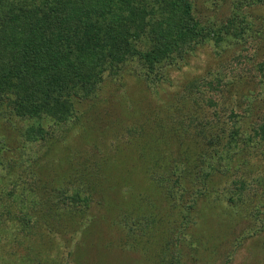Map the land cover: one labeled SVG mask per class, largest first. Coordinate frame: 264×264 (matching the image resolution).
<instances>
[{"label": "trees", "instance_id": "trees-1", "mask_svg": "<svg viewBox=\"0 0 264 264\" xmlns=\"http://www.w3.org/2000/svg\"><path fill=\"white\" fill-rule=\"evenodd\" d=\"M198 1L0 0V118L34 119L30 141L40 142L41 156L50 140L56 147L49 149L59 153L64 133L99 105L109 83L132 73L158 92L170 68L189 64L201 48L236 49L237 62H251L249 74L227 82L222 73L208 79L209 95L185 111L179 108L182 122L160 125L150 144H141V156L148 164L145 176L154 180L168 215L177 216L184 233L174 236L176 248L204 242L188 232L218 205L223 214L247 223L235 244L247 232L264 242V0H232L229 12L221 11L217 0H202V7ZM207 8L215 11L212 17L202 14ZM126 126L142 141L138 124ZM14 165L9 171L18 177L21 166ZM98 175L79 179L80 186L69 174L65 187L48 191L42 216L54 212L71 225L77 217L69 214L71 205L89 208ZM137 215L124 211L114 220L133 240V249L144 243L146 232ZM182 252L175 249L169 264H182Z\"/></svg>", "mask_w": 264, "mask_h": 264}, {"label": "rangeland", "instance_id": "rangeland-1", "mask_svg": "<svg viewBox=\"0 0 264 264\" xmlns=\"http://www.w3.org/2000/svg\"><path fill=\"white\" fill-rule=\"evenodd\" d=\"M231 4L232 0H217L216 5L229 12ZM213 13L207 8L202 14ZM236 54V49L218 52L213 45L203 47L189 64L171 67L158 92L132 73L109 83L99 105L86 112L89 116L76 119L73 128L63 132L67 139L62 140L63 151L59 153L49 149L51 144L56 147L50 140L41 156L40 142L30 141L35 136L32 127L38 123L34 119L15 114L0 118V159L5 163L0 166V264H169L178 248L183 251L182 264H264L260 235L244 233L249 236L235 244L233 240L243 234L247 223L223 214L219 205L207 209V218L188 232L204 242L196 246L183 242L176 248L174 236L184 233L177 227V216L168 215L166 200L154 180L145 176L148 164L141 156V144H150V136H156L160 125L174 126L175 119L182 122L180 111L209 95L204 89L208 79L222 73L227 82L249 74L251 62H237ZM216 90L218 86L210 92ZM131 123L143 129L142 141L129 132L126 124ZM18 164L21 170L17 177L9 169ZM94 172L99 174V181L91 192V207L80 212L77 204L71 205L69 214L77 216L71 225L58 221L54 212L42 216L47 207L43 199L50 198L48 191L65 187L69 174L81 186L87 182L85 176ZM124 211L142 214L146 222L142 227L145 230L146 226L144 243L135 249L126 230L114 222L115 215ZM147 217L152 219L149 224ZM224 218L227 225L222 222ZM261 235L264 237V232Z\"/></svg>", "mask_w": 264, "mask_h": 264}]
</instances>
